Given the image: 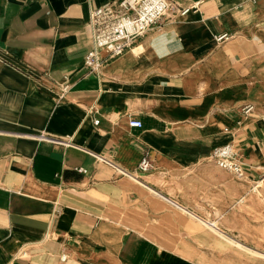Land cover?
I'll use <instances>...</instances> for the list:
<instances>
[{
    "label": "crops",
    "instance_id": "obj_1",
    "mask_svg": "<svg viewBox=\"0 0 264 264\" xmlns=\"http://www.w3.org/2000/svg\"><path fill=\"white\" fill-rule=\"evenodd\" d=\"M117 1L0 0V264H264V0H170L200 6L89 73Z\"/></svg>",
    "mask_w": 264,
    "mask_h": 264
},
{
    "label": "built area",
    "instance_id": "obj_2",
    "mask_svg": "<svg viewBox=\"0 0 264 264\" xmlns=\"http://www.w3.org/2000/svg\"><path fill=\"white\" fill-rule=\"evenodd\" d=\"M199 6V3H195L187 7H179L170 0H119L106 6L91 8L88 27L91 31L93 47L85 56L83 66L89 73L98 74L107 62L129 51L139 39L163 24L171 13L186 16ZM230 39L228 33L216 37L219 43ZM254 109V105L248 104L242 108V112L248 114ZM98 123V120L95 121V124ZM129 124L135 128L143 126L142 121L137 118L130 119ZM211 158L221 169L234 174L238 179L245 178V163L233 143L216 147ZM99 159L122 174H126L112 160L103 156H99ZM153 166L150 153L145 152L138 165V171L146 173L152 170ZM80 171L84 172V169Z\"/></svg>",
    "mask_w": 264,
    "mask_h": 264
}]
</instances>
